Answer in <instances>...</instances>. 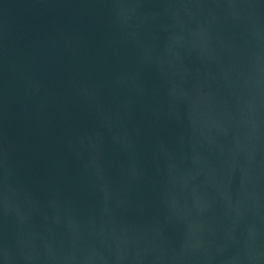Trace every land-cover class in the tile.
I'll use <instances>...</instances> for the list:
<instances>
[{
	"label": "water",
	"instance_id": "95a60500",
	"mask_svg": "<svg viewBox=\"0 0 264 264\" xmlns=\"http://www.w3.org/2000/svg\"><path fill=\"white\" fill-rule=\"evenodd\" d=\"M0 264H264V0H0Z\"/></svg>",
	"mask_w": 264,
	"mask_h": 264
}]
</instances>
